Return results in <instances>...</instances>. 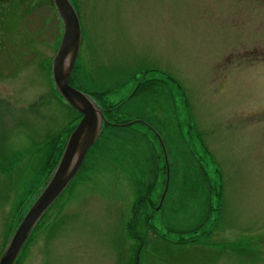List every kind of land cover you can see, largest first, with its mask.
Segmentation results:
<instances>
[{
    "label": "rangeland",
    "instance_id": "obj_1",
    "mask_svg": "<svg viewBox=\"0 0 264 264\" xmlns=\"http://www.w3.org/2000/svg\"><path fill=\"white\" fill-rule=\"evenodd\" d=\"M70 1L69 85L110 125L16 264H264V0ZM62 32L51 0L0 6V256L80 120Z\"/></svg>",
    "mask_w": 264,
    "mask_h": 264
},
{
    "label": "water",
    "instance_id": "obj_2",
    "mask_svg": "<svg viewBox=\"0 0 264 264\" xmlns=\"http://www.w3.org/2000/svg\"><path fill=\"white\" fill-rule=\"evenodd\" d=\"M51 1L63 26L62 37L51 63L52 83L65 104L82 117L70 133L50 178L12 232L0 256V264H15L41 218L79 171L87 152L98 139L105 122L99 106L89 96L69 85L81 42L76 11L69 0Z\"/></svg>",
    "mask_w": 264,
    "mask_h": 264
},
{
    "label": "trees",
    "instance_id": "obj_3",
    "mask_svg": "<svg viewBox=\"0 0 264 264\" xmlns=\"http://www.w3.org/2000/svg\"><path fill=\"white\" fill-rule=\"evenodd\" d=\"M8 2H10V0H0V6L7 4ZM99 97V99H101L102 95H97ZM74 129V128H73ZM71 129L70 131H68V135L71 133V131L73 130ZM67 132V131H66ZM62 154V151L60 153V155ZM55 168V166L53 167V169ZM52 172V171H51Z\"/></svg>",
    "mask_w": 264,
    "mask_h": 264
},
{
    "label": "flooded vegetation",
    "instance_id": "obj_4",
    "mask_svg": "<svg viewBox=\"0 0 264 264\" xmlns=\"http://www.w3.org/2000/svg\"><path fill=\"white\" fill-rule=\"evenodd\" d=\"M160 206V203H159V205L157 206V207H159ZM157 207H154L153 209H154V211L157 209Z\"/></svg>",
    "mask_w": 264,
    "mask_h": 264
}]
</instances>
